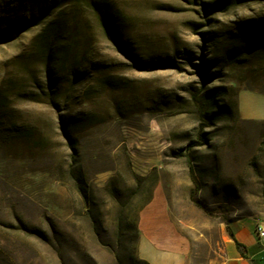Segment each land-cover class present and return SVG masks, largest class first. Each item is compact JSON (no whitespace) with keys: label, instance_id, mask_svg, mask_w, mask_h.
Segmentation results:
<instances>
[{"label":"rangeland","instance_id":"rangeland-1","mask_svg":"<svg viewBox=\"0 0 264 264\" xmlns=\"http://www.w3.org/2000/svg\"><path fill=\"white\" fill-rule=\"evenodd\" d=\"M215 1L105 0L115 39L84 5L50 70L58 7L0 0V264H148L154 201L188 264H225L232 221L264 226V118L238 99L264 117V0Z\"/></svg>","mask_w":264,"mask_h":264},{"label":"crops","instance_id":"crops-1","mask_svg":"<svg viewBox=\"0 0 264 264\" xmlns=\"http://www.w3.org/2000/svg\"><path fill=\"white\" fill-rule=\"evenodd\" d=\"M246 93H239V110L246 118H264L250 115L243 106ZM155 201L144 209L140 220L139 254L148 264H188V244L171 226L165 209L153 208ZM151 209L154 215L150 214ZM229 232L240 244V254L233 237L226 239L227 260L225 264H263L264 238L255 233V224L250 219H236L228 225Z\"/></svg>","mask_w":264,"mask_h":264},{"label":"trees","instance_id":"trees-1","mask_svg":"<svg viewBox=\"0 0 264 264\" xmlns=\"http://www.w3.org/2000/svg\"><path fill=\"white\" fill-rule=\"evenodd\" d=\"M221 2L216 0V6H220ZM84 5L96 13L104 32L112 39L116 38L115 17L105 0H52L51 6L58 7V11L49 17L36 36L37 49L43 56L47 69L52 70L56 65L65 62L70 55L72 46L65 36L66 27L67 24L79 20V13ZM74 67L72 66L71 73L76 78L77 70ZM229 234L233 237L231 232ZM233 240L239 244L234 237Z\"/></svg>","mask_w":264,"mask_h":264},{"label":"built area","instance_id":"built-area-1","mask_svg":"<svg viewBox=\"0 0 264 264\" xmlns=\"http://www.w3.org/2000/svg\"><path fill=\"white\" fill-rule=\"evenodd\" d=\"M254 230L258 237L264 238V226L263 225L256 223Z\"/></svg>","mask_w":264,"mask_h":264}]
</instances>
